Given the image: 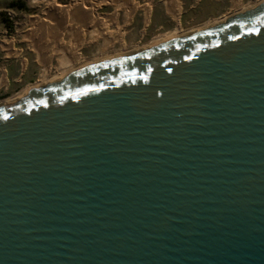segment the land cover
I'll return each instance as SVG.
<instances>
[{"label":"water","instance_id":"obj_1","mask_svg":"<svg viewBox=\"0 0 264 264\" xmlns=\"http://www.w3.org/2000/svg\"><path fill=\"white\" fill-rule=\"evenodd\" d=\"M0 264H264V0L0 104Z\"/></svg>","mask_w":264,"mask_h":264},{"label":"rangeland","instance_id":"obj_2","mask_svg":"<svg viewBox=\"0 0 264 264\" xmlns=\"http://www.w3.org/2000/svg\"><path fill=\"white\" fill-rule=\"evenodd\" d=\"M7 1L8 0H0V81L4 79V67L7 66V64L15 66L18 71L17 74L20 75L23 72L21 70L23 63L24 68L26 66L28 68L26 73L30 75V78L28 79V77H26L27 80H21L19 83L11 82L10 85L7 86L8 80L5 75L6 85L3 89H0V102L8 99L10 100L12 97H16L18 93L24 92L25 90L27 92L29 88L37 86L38 82H41L40 76L42 75L47 74L49 76L46 75L47 78L58 76V68L62 56L60 46L62 45L67 44L71 48L72 53L78 54L79 57L76 65L79 67L82 66V63L85 65L86 61L91 63L101 60V58L106 59L103 57L112 56L122 51H128L129 53L140 50L143 47L151 46L148 44L152 41L157 40V38H164L177 29V21H179L175 18L170 19L164 14L162 0H135L139 6L130 14L129 17L131 18H127L124 15L127 7L125 3H122L123 0H116L113 4L106 1L103 2V0H15L8 3ZM53 1L57 4L73 7L75 4L84 3L85 6L93 12L96 20L100 18L103 19L107 14H112L117 11L118 18L116 22L104 21L103 24L105 27H103V30L107 28L105 31H111V34H115L114 40L108 41L107 43L102 36L103 34H95V37H92L90 35V31L93 29L92 23H89L87 19L82 22L79 19L80 17L77 20L72 14H62L50 21V23L54 25L53 29L58 31V34L54 35V33L48 31L47 34H44L41 30L42 25L40 21L47 17L45 10L49 8L51 5L50 3ZM261 1L263 0H239V2L235 3V1L232 0H180L183 9L182 22L181 25L178 26L180 28L179 35L209 27L208 24L215 21H220L222 19L225 21L229 16L244 11L247 8H252ZM143 4L144 6H142ZM148 7L151 8V12H154V16L158 17L159 21L164 22L165 25L164 28L159 30L156 29V27H152L148 30L147 34L143 35L144 30L141 32L139 27L135 29H132V27L137 25V22L143 23L147 21L145 8ZM63 19H65V21H63ZM166 20L169 22H166ZM62 21L64 26L61 24ZM134 21L136 23H133ZM105 23L107 26H105ZM89 26L92 27V29ZM78 30H80L79 34ZM116 36H118V38ZM2 44L4 46L10 45L13 48V53L8 54L9 51H7ZM48 46L54 47L49 51ZM46 53L50 63L48 69L41 59ZM40 54L42 55L40 56ZM22 78H25V76ZM1 85H3V83L1 84L0 82V86ZM18 97L19 96L16 98Z\"/></svg>","mask_w":264,"mask_h":264},{"label":"bare ground","instance_id":"obj_3","mask_svg":"<svg viewBox=\"0 0 264 264\" xmlns=\"http://www.w3.org/2000/svg\"><path fill=\"white\" fill-rule=\"evenodd\" d=\"M49 1V0H48ZM52 1V0H51ZM104 1H106V2H110V3H115L116 2V0H103V2ZM118 1V0H117ZM232 1H235V3L236 2H239V0H232ZM76 2V1H75ZM75 2H74V4H75ZM78 2V1H77ZM84 2H86V1H84ZM88 2H90V1H88ZM102 2V3H103ZM49 3V2H48ZM122 3H125V6L127 7L126 8V12H125V15H126V17L128 18L129 16H130V14H132V12H134L136 9H137V7H138V5L134 2V0H123V2ZM51 5L49 6V8L47 9V10H45V14H46V16L47 17H45V19H42L41 21H40V23H41V30H42V32L45 34H47V31L48 32H50V33H54V35H56V34H58V31H56V30H54L53 28H54V25H52L51 23H50V21H52L53 19H55L56 17H58V16H61L62 14H66V15H68V14H72V16L73 17H75L77 20H78V18L80 19V21H84V20H88L89 21V23H92V25H93V29H92V27H90L91 26V24H90V28L92 29L91 31H90V35L92 36V37H95L94 35L95 34H103L102 36L105 38V40H106V42L108 43V41H112V40H114V35L113 34H111V31H105L106 29H104L103 30V24H104V21H107V22H116V15H115V13H112V14H107L103 19H97L96 20V18H95V16L93 15V12L92 11H90V9H88L86 6H85V4L84 3H79L78 5H74V7L73 6H64V5H61V4H57L56 2H51L50 3ZM164 4L166 5V7H167V9H168V11L172 14V16L175 18V19H178L179 18V16H180V5H179V3H178V1L177 0H164ZM239 4V3H238ZM255 5V4H254ZM253 5V6H254ZM249 7V6H248ZM251 7H252V5H251ZM117 8V7H116ZM119 9V8H118ZM248 9V8H247ZM145 10H146V16H147V19H148V17H149V14H150V7H148V8H145ZM65 17V16H64ZM69 17V16H68ZM72 17V18H73ZM129 18H131V17H129ZM73 20H74V18H73ZM32 21H35V20H32ZM63 21H65V19H63ZM63 21H62V25L64 26V24H63ZM79 21V22H80ZM222 21H224V19H222V20H220V21H215V22H212V23H209L208 25L209 26H212V25H214V24H216V23H219V22H222ZM106 22V23H107ZM58 23V22H57ZM60 23V22H59ZM106 23H105V26H107L106 25ZM54 24H56V23H54ZM80 24V23H79ZM82 24V23H81ZM111 24V23H110ZM76 25V24H75ZM78 25V24H77ZM83 25V24H82ZM207 25V26H208ZM86 27V26H85ZM57 28H59V27H57ZM56 28V29H57ZM105 28V27H104ZM60 29V28H59ZM83 29V28H82ZM89 29V28H88ZM44 30H45V32H44ZM199 30V29H198ZM80 30H78V34L80 33L79 32ZM194 31V30H193ZM82 32V31H81ZM50 33H48V34H50ZM83 33V32H82ZM182 33V32H181ZM30 34V33H29ZM180 34V28L179 27H177V29H175L170 35H168V36H166V37H164V38H157V40H154V41H152L150 44H148V45H153V44H156V43H158V42H160L161 40H165V39H168V38H170V37H173V36H176V35H179ZM28 35V34H27ZM51 35V34H50ZM29 36V35H28ZM46 36V35H45ZM78 36V35H77ZM81 36V35H80ZM27 37V36H26ZM30 37V36H29ZM55 37H57V36H55ZM82 37V36H81ZM117 38H118V36H116ZM80 38V37H79ZM83 38V37H82ZM46 39H48V38H46ZM55 39V38H54ZM84 39V38H83ZM53 40V39H52ZM79 40V39H78ZM82 40V39H81ZM51 41V40H50ZM54 41V40H53ZM49 42V41H48ZM80 42H82V41H80ZM51 43H52V41H51ZM58 44V43H57ZM64 44V43H63ZM47 45V44H46ZM51 45V44H50ZM78 45H80V44H78ZM2 46L7 50V51H9V53L8 54H12L13 52V48L9 45V46H4L3 44H2ZM13 46V45H12ZM59 46V45H58ZM76 46V45H75ZM146 46V45H145ZM52 47H54V46H52ZM52 47L51 46H48V50L50 51L51 49H52ZM78 47V46H77ZM76 48V47H75ZM74 48V49H75ZM143 48H145V47H143ZM41 49V48H40ZM39 49V50H40ZM46 50V49H45ZM42 51V50H41ZM44 51V50H43ZM48 51V52H49ZM62 51V56H61V59H60V65H59V75L58 76H55V77H51V78H47V76L46 75H42V76H40V78H41V82H38V84L37 85H41V84H44V83H47V82H49V81H53V80H57V79H60V78H62V77H64L66 74H68L69 72H71L72 70H74L75 68H77V65H76V63H77V59H78V54L77 53H72V50H71V48L67 45V44H65V45H62V46H60V52ZM138 51V50H137ZM133 52H136V51H133ZM129 53H132V52H129ZM128 53V51H126V52H124V51H122V52H120V53H116V54H114V55H110V56H105V57H103V58H112V57H116V56H121V55H126V54H129ZM18 54H19V52H18ZM42 54H40V56H41ZM109 55V54H108ZM39 56V55H38ZM12 57V56H11ZM42 61H43V64H45V67H47V69L50 67L49 66V60H48V55H47V53L46 54H44L43 56H42ZM102 59V58H101ZM98 60V59H97ZM91 61V60H90ZM88 62L86 61L85 62V64H87ZM84 63H82V65H83ZM81 65V64H80ZM48 71V70H47ZM47 71H46V73H47ZM49 77V76H48ZM1 82V84L3 83V85L4 84H6V79H5V75H4V79H2V81H0ZM26 92V90L23 92H21V93H18V95L17 96H19L20 97V95H22V94H24ZM16 96V97H17ZM16 97H12L10 100L8 99V100H5V101H1L0 102V104H2V103H5V102H8V101H11V100H15V98Z\"/></svg>","mask_w":264,"mask_h":264},{"label":"crops","instance_id":"obj_4","mask_svg":"<svg viewBox=\"0 0 264 264\" xmlns=\"http://www.w3.org/2000/svg\"><path fill=\"white\" fill-rule=\"evenodd\" d=\"M10 1H15V0H8L7 3L10 2ZM177 1H179V4H180V16L177 19V20H179V21H177L178 22V26H180L181 22H182L181 18H182V9H183V7H182V2H180V0H177ZM134 2H135V0H134ZM162 2H163V6H162L163 8L162 9L164 10V14L166 16H168V18H170V19L174 18L172 16V14L168 11L166 5L164 4V0H162ZM135 3L138 5L137 2H135ZM142 6H144V4ZM113 13H115L116 19H117L118 18V12L115 11ZM158 21H159V18L154 16V12L153 11L151 12V8H150V14H149V17H148L147 21H144L143 23L142 22H137V25L133 26L132 29H135V28L139 27L141 32H142V30H144V33H143V35H144V34H147L148 30L151 29L152 27H156V29H158V30L164 28L165 23L161 22V21L158 22ZM166 22H169V21L166 20ZM133 23H136V22L134 21ZM4 68H5V75H6V78L8 80V85L7 86H9L11 82L19 83L21 80H27L26 77H28V79L30 78V75L26 73L28 68H27V66L24 68L23 63H22V69H21L23 72L20 75L17 74L18 71L16 70L15 66H13L12 64H10V65L7 64V66H5ZM23 76H25V78H22ZM5 85L6 84L1 85L0 89H3L5 87Z\"/></svg>","mask_w":264,"mask_h":264}]
</instances>
